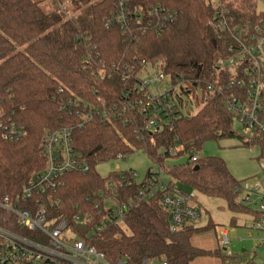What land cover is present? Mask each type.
<instances>
[{
	"label": "trees",
	"instance_id": "obj_1",
	"mask_svg": "<svg viewBox=\"0 0 264 264\" xmlns=\"http://www.w3.org/2000/svg\"><path fill=\"white\" fill-rule=\"evenodd\" d=\"M67 1L72 17L63 10L45 13L41 0H0V111L25 132L12 142L0 134V199L15 198L44 170L43 135L69 128L72 147L87 171L60 179L53 195L60 200L58 216L80 213L87 197L96 200L98 193L107 191V182L118 177H101L96 171L99 163L137 151L169 177L168 187L185 186L225 200L233 212H249L237 200L241 182L221 158L200 157L189 163L191 152H199L205 142L232 135L234 117L226 110V100L235 89L229 86L231 76L214 66L225 44L209 25L215 12L211 0ZM218 1L233 25L258 28L264 35V8L257 11L256 0ZM145 67L162 72L172 83L184 80V92L189 90L202 104L199 111L189 117L174 113L170 123L148 130L151 116L141 111L146 95L136 86ZM195 88L199 95H194ZM261 103L264 115V91ZM252 143L258 144V158L264 159V141L256 137ZM170 148L174 155L168 153ZM185 156L184 163L165 167L168 159ZM131 172L129 186L117 190L121 203H132L129 213L121 225L95 238L96 249L109 261L126 264H189L206 254L191 244L192 235L202 229L186 223L171 231L168 209L160 202L167 189L138 201L139 188L152 168L140 182L130 177ZM252 214L256 221L264 220V212ZM5 216L0 209V219ZM214 254L221 264H252L256 258L254 252L227 256L220 249Z\"/></svg>",
	"mask_w": 264,
	"mask_h": 264
},
{
	"label": "built area",
	"instance_id": "obj_2",
	"mask_svg": "<svg viewBox=\"0 0 264 264\" xmlns=\"http://www.w3.org/2000/svg\"><path fill=\"white\" fill-rule=\"evenodd\" d=\"M264 3V0H261ZM214 5V4H213ZM214 18L209 22L214 32L224 40V49L217 52L214 66L218 72L231 76L230 87H234L226 100V110L241 124L243 131L251 137L264 141V115L261 114V95L264 91V35L258 28L250 29L233 25L229 13L218 1L213 6ZM167 16L164 17L166 20ZM147 69L143 70L146 71ZM167 80L169 88L158 95H151L147 82H142L138 75L136 86L138 91L145 92L146 104L142 106L147 120L146 128L156 131L161 122H169L175 113L177 116L195 115L202 104H197L194 96L187 90V83L177 79L172 83L162 72L156 73L150 81ZM196 87V84H193ZM194 95L200 91L195 88ZM212 91L211 86L207 87ZM191 91V90H190ZM220 93L221 90L218 89ZM154 112L160 113L158 117ZM98 114H106L104 110L95 109ZM89 117L92 112L89 108ZM153 115V116H152ZM157 118H161L159 121ZM0 134L5 141H18L25 132L0 111ZM40 148L45 158L44 170L29 179L15 197L0 199V209L5 217L0 219V264H126L118 260L111 262L106 255L96 249L94 240L111 227L121 225L129 213L131 202L121 203L117 199V190L129 186V170L118 172L115 180L106 184L107 191L100 192L97 199L87 197L81 206V212L72 217L58 216L55 208L60 200L55 194L60 179L70 172L87 171L72 147V132L69 128L47 131L40 142ZM168 153L175 154L174 149ZM118 159H124L118 155ZM198 152H191L189 163L199 159ZM264 172V164L261 165ZM162 169L152 172L138 191V201L154 198L159 191L167 189L161 198L162 205L168 209L171 231L180 230L186 223L199 218V210L193 205L194 195L168 187L162 179ZM131 178L135 179L133 172ZM264 190V186L262 187ZM258 186H244L245 196L242 204L251 202V194ZM240 192V187L236 189ZM264 200V198H263ZM90 205V210L87 209ZM259 211L264 212V205H259ZM91 211V212H90ZM252 230H264V220L255 221ZM220 244H228L227 231L218 230ZM227 256H231L225 247L221 248ZM142 264H151L144 260ZM165 264V263H162ZM252 264H258L252 262ZM264 264V263H263Z\"/></svg>",
	"mask_w": 264,
	"mask_h": 264
},
{
	"label": "rangeland",
	"instance_id": "obj_3",
	"mask_svg": "<svg viewBox=\"0 0 264 264\" xmlns=\"http://www.w3.org/2000/svg\"><path fill=\"white\" fill-rule=\"evenodd\" d=\"M215 5L218 0H211ZM67 0H41L40 7L47 14L54 13L57 10L65 11L68 16L72 15L73 7ZM212 4V5H213ZM213 5V6H214ZM264 8V3L261 0H256V9L261 11ZM82 14L83 10H79ZM76 12L75 14H78ZM147 69L140 75L142 82H147V91L151 95H158L166 91L169 86L167 80L161 82L150 81L156 72ZM251 137L246 134L240 123L233 120L232 135L219 140H210L202 145L198 152L199 157H218L221 158L230 174L240 181V192L237 200L241 202L245 196L243 191L244 186L255 187L258 190L251 194V202L247 203L249 212L236 213L228 208L225 200L218 197H209L188 189L185 186L177 185L176 188L183 190L187 194L194 195L193 205H196L199 210V218L190 222L192 227L202 229L196 232L191 237L193 247L205 251L206 254L196 257L189 264H221V259L214 253L225 247L232 254H241L242 252H255V263H264V230H252L251 225L257 220L253 212L259 210V205H264V172L261 165L264 164V159H259L260 150L258 144H253L250 147ZM187 157L168 159L165 162V167L184 163ZM152 168V172L157 173L158 167L152 163L142 151L134 152L126 156L124 159L107 160L99 163L96 166V171L101 177H106L109 174L130 170L134 173L136 181L140 182L145 176L147 169ZM163 180H170L169 177L162 173ZM223 228L227 231L228 244L225 246L220 244L218 230Z\"/></svg>",
	"mask_w": 264,
	"mask_h": 264
},
{
	"label": "water",
	"instance_id": "obj_4",
	"mask_svg": "<svg viewBox=\"0 0 264 264\" xmlns=\"http://www.w3.org/2000/svg\"><path fill=\"white\" fill-rule=\"evenodd\" d=\"M198 169V166H194L193 170H197Z\"/></svg>",
	"mask_w": 264,
	"mask_h": 264
},
{
	"label": "crops",
	"instance_id": "obj_5",
	"mask_svg": "<svg viewBox=\"0 0 264 264\" xmlns=\"http://www.w3.org/2000/svg\"><path fill=\"white\" fill-rule=\"evenodd\" d=\"M255 253V252H254ZM255 262V261H254Z\"/></svg>",
	"mask_w": 264,
	"mask_h": 264
}]
</instances>
